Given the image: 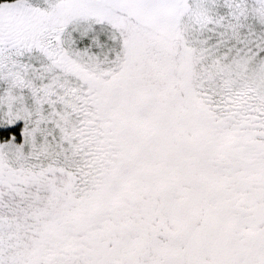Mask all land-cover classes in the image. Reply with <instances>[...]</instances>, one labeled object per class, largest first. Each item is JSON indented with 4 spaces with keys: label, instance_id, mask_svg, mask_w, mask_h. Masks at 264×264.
I'll use <instances>...</instances> for the list:
<instances>
[{
    "label": "snow or ice",
    "instance_id": "6c2138e0",
    "mask_svg": "<svg viewBox=\"0 0 264 264\" xmlns=\"http://www.w3.org/2000/svg\"><path fill=\"white\" fill-rule=\"evenodd\" d=\"M0 264H264V0H0Z\"/></svg>",
    "mask_w": 264,
    "mask_h": 264
}]
</instances>
